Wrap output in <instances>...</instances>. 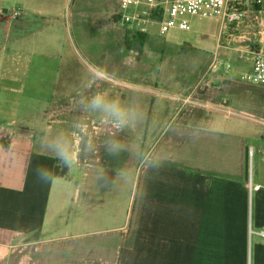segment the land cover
<instances>
[{"label": "crops", "instance_id": "obj_1", "mask_svg": "<svg viewBox=\"0 0 264 264\" xmlns=\"http://www.w3.org/2000/svg\"><path fill=\"white\" fill-rule=\"evenodd\" d=\"M67 11L78 35L106 33L104 0H0V264H264V240L257 234L264 227V125L218 111H188V120L183 109L177 111L184 112L182 120L171 119L152 144L126 146L106 127L110 136L91 153V133L98 132L76 136L74 120L69 136L75 158L65 163L56 147L60 132L46 135L37 129L36 111L20 112L19 103L48 99L59 80L57 49L51 61L33 57L43 39L60 29L71 33ZM111 81L99 73L63 98L81 115L97 95L113 101ZM28 85L29 97L13 105L12 95ZM52 114L53 108L49 123ZM117 144L127 154L122 163L101 154ZM59 163L66 174L54 176ZM37 165L46 178L34 171ZM124 175L132 208L123 218L118 187L108 193L102 183L117 184ZM109 197L116 205L110 210Z\"/></svg>", "mask_w": 264, "mask_h": 264}, {"label": "rangeland", "instance_id": "obj_2", "mask_svg": "<svg viewBox=\"0 0 264 264\" xmlns=\"http://www.w3.org/2000/svg\"><path fill=\"white\" fill-rule=\"evenodd\" d=\"M104 1L105 34L103 28L100 30L94 24L101 36L98 32L78 35V31L71 27L72 12L67 11L64 17L68 21L66 27L69 24L71 28V35L67 29H60L56 37L42 40L45 44L35 50L33 60L51 61V56H55L52 54L54 48L57 49V55L63 62L58 70L59 80L51 87L53 92L48 99L19 103V110L23 114L37 112L36 126L44 134L55 135L60 132L61 149L68 154L72 152L73 138L69 132L73 130L71 122L74 120L79 124L75 128L76 136L83 135L80 130L85 133L98 132L91 133L93 137L88 149L91 153L96 144L110 136L104 132L106 127L114 128L117 132L112 137L126 146L133 144L136 147L142 142L152 144L158 132L171 119L175 123L182 120L184 112L180 114L177 111L183 109L187 115L188 111L193 114L195 111L213 113L217 112L214 108L229 105L264 120V87L250 85L245 79L251 72L246 50L255 47V34L260 25L264 27V9L242 6L239 11L243 17L238 26L236 22L222 23L210 19L203 11L194 17H187L190 25L188 31L172 29L161 34L157 24L144 25L121 19L122 14L130 17L134 11H120L116 0ZM140 30L147 32L143 38L136 36L142 33ZM50 41H53V47ZM99 73L112 79L108 82L115 90L112 100L128 111L127 123L118 126L119 122L102 110L96 112L88 108L80 115L75 113L79 110L74 112L68 108L64 95L74 94L79 85L98 78ZM32 88L28 85L20 95L13 94L11 103L14 105L18 98H22V101L28 98ZM39 89L46 91L49 87L41 85ZM53 102L55 105H52ZM57 104L58 110H55ZM52 108L55 120L49 123L51 116H47V111ZM189 115L188 120L193 118ZM119 128L121 132H118ZM124 148L117 144L115 150L103 154L105 150L102 149L101 154H114L115 159L122 163L127 157ZM143 152L139 151L140 154ZM110 166L106 169L115 173L116 167ZM58 169L66 174L64 164L59 163ZM127 175L117 184L102 183L108 193L116 190L114 186L118 187L117 200H121V205L118 203L117 209L121 207L123 218L132 208L131 184L125 177ZM109 199L106 206L108 210L116 206L115 197L106 198V201ZM110 224L108 221L107 225Z\"/></svg>", "mask_w": 264, "mask_h": 264}, {"label": "built area", "instance_id": "obj_3", "mask_svg": "<svg viewBox=\"0 0 264 264\" xmlns=\"http://www.w3.org/2000/svg\"><path fill=\"white\" fill-rule=\"evenodd\" d=\"M120 11H134L131 16L121 15L125 21L141 22V24H157L159 32L164 34L172 29L188 31L187 17H194L205 11L210 19L222 23H241L242 6H256L264 9V0H116ZM19 16L14 11L12 18ZM255 47L247 48L251 72L245 77L246 82L257 87H264V27L261 25L255 34ZM241 40V39H240ZM235 41V39H233ZM216 111L251 123L262 124L259 119L236 112L226 106L214 108ZM258 187H254L257 189ZM264 240V227L257 233Z\"/></svg>", "mask_w": 264, "mask_h": 264}, {"label": "clouds", "instance_id": "obj_4", "mask_svg": "<svg viewBox=\"0 0 264 264\" xmlns=\"http://www.w3.org/2000/svg\"><path fill=\"white\" fill-rule=\"evenodd\" d=\"M90 107L96 110H102L114 117L118 122V126L123 125L128 122V111L124 109L118 102L116 101H107L103 96L97 95L92 98L90 102ZM60 152L61 158L65 161V163H70L75 158V153L68 154L63 149L56 146ZM34 171L41 176L44 177L43 172L41 171V166L37 165Z\"/></svg>", "mask_w": 264, "mask_h": 264}, {"label": "trees", "instance_id": "obj_5", "mask_svg": "<svg viewBox=\"0 0 264 264\" xmlns=\"http://www.w3.org/2000/svg\"><path fill=\"white\" fill-rule=\"evenodd\" d=\"M136 36L143 38L144 36H146V34L138 33V34H136ZM62 175H64V172H60L58 167L56 166V168L54 169V176H62Z\"/></svg>", "mask_w": 264, "mask_h": 264}]
</instances>
